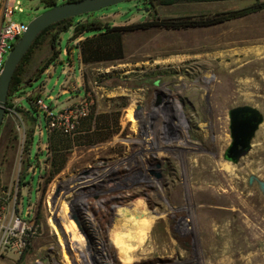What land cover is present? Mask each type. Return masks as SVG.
I'll return each instance as SVG.
<instances>
[{
  "label": "rangeland",
  "instance_id": "374dc122",
  "mask_svg": "<svg viewBox=\"0 0 264 264\" xmlns=\"http://www.w3.org/2000/svg\"><path fill=\"white\" fill-rule=\"evenodd\" d=\"M262 1H180L147 12L142 1L129 0L77 15L72 17L74 23L89 26L94 22L93 27L85 29L77 42L71 39L73 27L63 31L58 58L40 73L51 54L48 42L42 41L32 54L20 92L10 96L12 105L0 129V206L6 204L4 191L10 193V201L25 195L23 206L33 204L36 234L20 255L10 250L0 254V264H76L75 256L98 264H264V193L258 186L259 180L264 182V119L238 162L223 158L231 140L228 110L247 104L264 117V8L208 26L120 30L121 57L114 58L116 52L106 48L82 72L85 95L93 99L92 110L77 132L67 135L64 163L50 179L54 166L46 143L49 132L44 112L35 103L41 97L57 111L68 98L83 94L60 93L68 82L70 89L80 74L76 43L105 33L108 27L155 18L207 19ZM47 8L41 0H16L13 20L28 23ZM251 27H255L252 35ZM231 31L241 35L226 36L218 41L220 45L208 46L219 40V34ZM100 41L98 37L90 40L96 45ZM251 49L252 56L246 58L244 50ZM215 51H224L225 62L232 57L238 62L225 70L218 67L219 55L211 56L210 66L200 57ZM224 80L228 81L225 90ZM98 86L112 94L100 96L94 90ZM88 121L90 126L83 125ZM32 127L35 134L29 139ZM29 151L30 163L45 160L39 164L46 171L40 182L38 173L33 177L26 173L28 163L23 157ZM105 168L122 178L117 192L128 195L116 201L103 195L102 205L92 207L102 231L91 232L90 240L85 238L88 249H82L80 236L70 232L71 238L62 219L81 228L85 205L74 196L72 212L59 214L56 207L61 210L63 202L67 210L70 203L61 198L72 190L78 173L94 178ZM24 181L29 185L24 187ZM137 200L143 203L133 215L142 217L144 211L146 217L157 213L159 218L152 219L142 242L118 249L110 239L121 226L115 212Z\"/></svg>",
  "mask_w": 264,
  "mask_h": 264
},
{
  "label": "built area",
  "instance_id": "2783aa9c",
  "mask_svg": "<svg viewBox=\"0 0 264 264\" xmlns=\"http://www.w3.org/2000/svg\"><path fill=\"white\" fill-rule=\"evenodd\" d=\"M15 3L16 0H0V73L3 69L7 55L14 43L24 33L28 24L24 21L13 20ZM35 103L39 109L44 112L47 132L58 131L65 135H73L77 132L81 121L90 115L93 106V99L84 95L78 102L72 103L57 111H54L41 97L37 98ZM8 110L9 107H7V111ZM40 129L42 130V128ZM36 146L38 147V145ZM46 147L47 146L45 145V148ZM48 154L47 151L45 158H47ZM29 155L30 151L27 153L26 157H23V160L25 158L24 162L28 163L26 173H30L32 177L38 173V182H40V180L43 179V176L46 175V171L44 173L43 167L39 164L44 163L45 160L41 162L37 159L36 164H33L29 162ZM45 166L47 165L45 164ZM100 168L103 169V166ZM85 180H89V188L83 186ZM121 181L122 178L117 175L116 172L105 168L94 178L80 172L77 175V181L75 184L71 185L72 190L70 192L72 197L70 199V204L75 196L79 204H82L83 206L85 205L83 213L86 217L85 219L81 218V220L85 221L84 225L81 226L82 229L77 228L76 225L73 224H71V227L69 226V230L74 235H78V237L80 236V242L84 246L82 249H88V245L85 244V238H83L84 235L90 240L89 236L92 235L91 232L98 235V233L102 231L100 225L95 223L97 219L94 218L92 207L102 205V201L104 200L103 195L112 197V200L115 199L113 201H116L117 199L120 200L123 196L128 195V193L117 192V189L121 186ZM17 183H19V180H17ZM129 184L130 183H128V185ZM23 185L24 187L27 186L28 182L26 183L24 181ZM4 193H6V204L3 203V205L0 206V254L5 250H10L20 255L23 250L29 247L32 237L36 234L37 226L34 224L33 204L28 203L26 207H24L23 197L25 195L21 194L19 197L15 196L10 201V193L8 191H4ZM79 198L81 199L79 200ZM10 204L13 206L11 210ZM112 205L116 204L113 203ZM15 206L17 207V210H14ZM72 207H74L73 209H76L75 206L72 205ZM80 230H82L81 233H79ZM87 232H90L89 235ZM75 257L76 264H98L96 261H86L82 256Z\"/></svg>",
  "mask_w": 264,
  "mask_h": 264
},
{
  "label": "trees",
  "instance_id": "16d2710c",
  "mask_svg": "<svg viewBox=\"0 0 264 264\" xmlns=\"http://www.w3.org/2000/svg\"><path fill=\"white\" fill-rule=\"evenodd\" d=\"M47 7L57 3L56 0H41ZM180 1H201V0H143L142 3L145 7H148L150 10L152 9L154 12L156 10V7L158 5H166L171 4L175 2ZM264 8V1L252 4L250 6L231 10L228 12L221 13L217 16H213L211 18L207 19H200V20H179V21H160L156 19L152 20H146L143 22H136L131 23L128 25H125L123 27H116L111 26L106 29L105 33H102L98 36H93L91 38L83 39L76 43V47L79 50V58L82 63H88L95 61V59L100 58L99 52L103 51L104 49H112L116 52V55L114 58L121 57V47L122 43L120 40V36L122 35V32L120 30L127 29V30H134V29H146L152 26H162L164 28H185V27H196V26H208L211 24H216L219 22H223L225 20H229L232 18H236L239 16H243L245 14H248L253 11H257ZM93 23H89V26H86L84 23L77 21L73 22L72 17L64 18L62 20H59L55 23H52L45 27L33 40L32 44L28 48V50L25 52L23 57L21 58L20 62L18 63L13 76L11 78L9 88H8V97L5 107V113L7 112V107L11 106L12 103H10V96L15 92H20L21 84L24 79V75L27 71V66L31 62L32 54L34 53L35 49L42 43V41L45 39L48 42L49 48L51 50V54L48 56V58L44 61V63L39 68V72H43L50 64H52L53 61H55L61 49L59 48V40H60V34L63 31L68 30L70 27H73V33L71 35V39L74 40L78 36H80L85 29L93 27ZM99 38L100 44L96 45L90 42V40H93L95 38ZM105 39V40H104ZM89 51V53H88ZM90 54H93L90 56ZM110 58V57H107ZM38 76V75H37ZM36 75L32 78L37 77ZM37 96H33L32 100H35ZM30 111V110H29ZM32 119L36 120L34 116L32 115ZM83 125L90 126L89 121L84 122ZM33 127L31 128L30 132L28 133L29 139L33 136ZM28 139V141H29ZM70 139L67 135L62 134L58 131H51L47 133V143L49 147V151L52 155V164L54 166V169L50 171L49 179L52 178L56 173L59 172V170L62 168V165L64 163V152L66 148H68ZM68 146V147H67Z\"/></svg>",
  "mask_w": 264,
  "mask_h": 264
},
{
  "label": "water",
  "instance_id": "95a60500",
  "mask_svg": "<svg viewBox=\"0 0 264 264\" xmlns=\"http://www.w3.org/2000/svg\"><path fill=\"white\" fill-rule=\"evenodd\" d=\"M129 0H66L55 3L33 17L27 24L24 33L11 48L0 73V129L5 116L8 88L13 73L21 58L28 50L36 36L48 25L68 17L90 13L99 9ZM143 1V0H135ZM160 100V97L158 98ZM230 143L223 152V158L233 163L246 154L251 147V140L263 122L262 112L251 105H238L228 110ZM159 177L160 174L156 173ZM264 193V182L258 181ZM75 214H73L74 216ZM75 218V217H74ZM75 220H77L75 218Z\"/></svg>",
  "mask_w": 264,
  "mask_h": 264
},
{
  "label": "bare ground",
  "instance_id": "6f19581e",
  "mask_svg": "<svg viewBox=\"0 0 264 264\" xmlns=\"http://www.w3.org/2000/svg\"><path fill=\"white\" fill-rule=\"evenodd\" d=\"M255 30V27H251L250 30H249V34L252 35V33L254 32ZM241 31H238V32H234V31H231L230 33L228 34H224V33H221L218 35V38L219 40H216V41H210L209 45L208 46H212V47H216L220 44H218V41H221L222 39H224L226 36L228 37H238L240 36L241 34ZM244 54L246 58H249L252 56V53L254 52V50H244ZM159 52V51H158ZM224 51H215V52H211L210 54H205L203 56H200L202 58H205L206 59V62L208 63L209 59L211 58V56H214V55H219V57H221L220 61L218 62V67H220L221 69H225L227 70L229 68V66H231L232 64H235L236 62H238L235 58H231V60L229 62H225L224 61V57H225V54L223 53ZM232 52V51H231ZM244 57V56H243ZM173 59V58H172ZM217 61V60H216ZM210 62V61H209ZM212 62V61H211ZM254 62V59H251L249 61V63H253ZM215 64V62H214ZM209 65V63H208ZM210 66V65H209ZM207 67V66H206ZM237 68H235L234 70H232V72H234L235 70H237ZM247 70H244V72H246ZM228 83V81L224 80L222 81V85L224 87V90L226 88V84ZM145 151V150H144ZM83 182V181H82ZM71 186V185H70ZM83 186H85L86 188H89L90 187V184H89V180H85L84 183H83ZM65 196H63L61 199L63 201H66L67 203H70V200L71 197H72V194L70 191H66L64 193ZM142 200H137L136 204L132 205L130 208L129 207H120L119 210H117L118 212H115V214L118 216V220L121 221V226H119L120 228L117 229V231H113V236L110 238L111 239V243H113V245L115 247H117L118 249H131L134 247V245L136 243L134 242H137V244H139L141 241V239L143 238L144 236V233L147 231V229L149 228L150 224H151V221L154 217H158L155 213V214H151V216H148L146 217V213L147 212H141L143 213L144 215L142 217H138V215H133L134 211L136 208H139V206L142 204ZM63 206V202L61 203V210H59L57 207H56V210L58 212H60L59 214H65L66 211L68 212H72L71 210H75L73 209L74 207H72L71 209V204L68 205L67 207V210H65L64 208H62ZM146 206V205H145ZM55 208V207H54ZM153 211V210H152ZM151 211V212H152ZM136 213V212H135ZM139 213V212H137ZM131 214V215H130ZM148 214V213H147ZM159 218V217H158ZM62 219V218H61ZM63 223L65 224L66 228H67V231L69 232V236L72 238L74 237L73 235L70 234V230L69 228L71 227V220H68V219H65L64 220V217L62 219ZM67 221V222H66ZM69 221V223H68ZM118 222V221H117ZM160 222V221H159ZM79 223L81 225H84V221L83 220H80ZM130 224L134 225V226H130ZM70 226V227H69ZM74 229V228H73ZM112 229V228H111ZM154 230V229H153ZM74 232V231H73ZM82 230H80L79 233H81ZM151 233V232H150ZM83 234V233H82ZM155 235V234H154ZM78 237V236H77ZM87 236L84 235L83 238H86ZM86 242V241H85ZM78 243V242H77ZM156 243V242H155ZM73 244H76V240L75 238H73ZM77 245H80L79 243ZM153 245V244H152ZM160 246V245H159ZM74 249H78L80 247L76 246V245H73ZM114 247V248H115ZM101 256V255H100ZM83 257V256H82ZM102 257V256H101ZM103 258V257H102ZM108 264H111L108 262Z\"/></svg>",
  "mask_w": 264,
  "mask_h": 264
},
{
  "label": "crops",
  "instance_id": "0c3cea01",
  "mask_svg": "<svg viewBox=\"0 0 264 264\" xmlns=\"http://www.w3.org/2000/svg\"><path fill=\"white\" fill-rule=\"evenodd\" d=\"M81 37H78V39H74L73 41L74 42H77V40H79ZM83 38V37H82ZM78 49V48H77ZM78 55H79V50H78ZM87 66V63H82L81 62V60H80V58H79V71H80V74H79V76L78 77H76V80H75V83H74V85L73 86H71L70 87V89L68 88V86H69V82H68V84H67V86H64V87H62V89H61V92L60 93H63V94H67V93H69L70 92V90H77L78 91V93L79 92H81L82 91V93L83 94H80V95H78V94H76L75 96H72V97H70V98H68L67 99V102L65 103V107L66 106H68V105H70V104H72V103H75V102H78L79 100H81V98H83V96L86 94V92H85V89H84V86H83V81H84V79H83V74H82V72H83V70H84V68ZM70 78H71V75L69 74L68 75V80L70 81ZM66 83H67V79H66ZM65 83V84H66ZM94 90H95V92L96 93H99L100 94V96L102 95H105L106 97L107 96H109L110 94H112V92H109L110 90H108V88H106V87H100V86H98V87H95L94 88ZM101 90V91H100ZM50 99H52V96H50L49 97ZM53 109V108H52ZM102 111H106V107L105 108H103V110H100L99 112H102ZM43 130H41V129H39V135L41 136L42 135V132ZM35 134V133H34ZM33 134V135H34ZM47 143V142H46ZM30 158H31V155H29V162H30ZM28 185H29V182H28ZM136 204V202L134 203V205ZM133 205V204H132ZM131 205V206H132Z\"/></svg>",
  "mask_w": 264,
  "mask_h": 264
},
{
  "label": "flooded vegetation",
  "instance_id": "af4514ba",
  "mask_svg": "<svg viewBox=\"0 0 264 264\" xmlns=\"http://www.w3.org/2000/svg\"><path fill=\"white\" fill-rule=\"evenodd\" d=\"M148 9H149V8L147 7V8H146V11H147V12H148ZM155 19H156V20H159L158 18H155ZM150 20H152V19H150Z\"/></svg>",
  "mask_w": 264,
  "mask_h": 264
}]
</instances>
